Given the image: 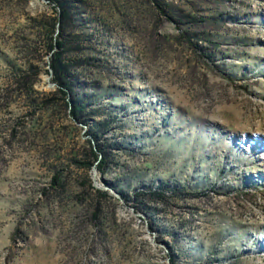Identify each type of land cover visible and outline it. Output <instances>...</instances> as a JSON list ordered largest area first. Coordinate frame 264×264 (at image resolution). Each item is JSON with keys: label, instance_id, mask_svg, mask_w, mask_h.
Returning <instances> with one entry per match:
<instances>
[{"label": "rangeland", "instance_id": "rangeland-1", "mask_svg": "<svg viewBox=\"0 0 264 264\" xmlns=\"http://www.w3.org/2000/svg\"><path fill=\"white\" fill-rule=\"evenodd\" d=\"M66 1L87 125L40 109L51 12L0 0V264H264V0H159L178 24L146 0ZM90 136L103 175L73 163ZM159 184L177 199L111 192Z\"/></svg>", "mask_w": 264, "mask_h": 264}, {"label": "trees", "instance_id": "trees-1", "mask_svg": "<svg viewBox=\"0 0 264 264\" xmlns=\"http://www.w3.org/2000/svg\"><path fill=\"white\" fill-rule=\"evenodd\" d=\"M47 9L51 12V22H44L40 29V41L46 56L44 74L47 77L48 84L52 87V92L41 102L42 109L52 107L57 102L61 104L66 115L74 122H80L87 125L92 114L87 111L86 105L72 95L74 77L71 65L74 63L76 55H79L77 45L79 44V36L74 34L70 28L73 23L75 14H73L71 6L66 0H41ZM151 5L155 6L158 11L167 17L169 21L178 24L177 20L171 16L167 6L160 4L159 0H146ZM202 23V21H201ZM196 41H193V46L197 48ZM190 45H192L189 42ZM23 54L31 56L35 53L34 47H26ZM206 59L212 57L211 53L204 55ZM38 75V67L32 62L25 63L23 69H14L12 85L17 89H23L26 92L33 85V80ZM34 102V100L32 101ZM95 136H90L87 140L89 149L84 151L81 160H75L73 163L83 169L93 168L99 174L103 175L105 168V153L101 145L97 142ZM50 185L57 186V174L52 176ZM91 189H93L91 187ZM94 190V189H93ZM97 194L106 196L98 190H94ZM111 192L125 203L138 207L139 205L148 209L149 205L164 206L169 200L177 199L180 190L169 188L165 184H159L156 187H141L126 193L121 190H112ZM195 197V196H192ZM136 205V206H135ZM97 211V209H96Z\"/></svg>", "mask_w": 264, "mask_h": 264}]
</instances>
